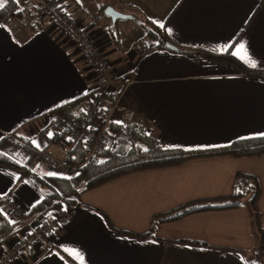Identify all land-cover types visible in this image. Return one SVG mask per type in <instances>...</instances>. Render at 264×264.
Wrapping results in <instances>:
<instances>
[{"label": "crops", "instance_id": "0c3cea01", "mask_svg": "<svg viewBox=\"0 0 264 264\" xmlns=\"http://www.w3.org/2000/svg\"><path fill=\"white\" fill-rule=\"evenodd\" d=\"M14 1L35 7L34 0ZM110 1L115 10L131 18L111 22L96 4L93 15L82 7L85 0L65 3L71 18L96 39L116 76L108 93L118 95L111 100L116 104L108 113L111 123H121V112L131 111L133 122L150 128L146 134L160 148L182 151L218 149L235 140L262 137L264 0ZM144 20L156 26L176 50L159 48L145 37L140 26ZM39 22L40 29L28 36L11 23H0V142L8 137L23 145L45 147L50 153L49 127L34 137L25 128L36 122L41 125L55 108L84 98V104L80 100L62 108L80 118L94 78L86 60L65 37L48 22ZM137 42L154 48L139 55L133 50ZM241 43L257 62L255 68L241 58L243 50L232 54ZM227 45L231 47L224 50ZM184 50L229 53L251 74ZM110 102L106 101L107 110ZM10 143L4 142L2 148ZM30 154L19 155L20 162ZM33 168L36 174L49 172L46 165ZM240 175L257 181L256 223L246 201L247 189L238 207L197 211L154 224L159 214L242 193ZM53 180L51 184L60 183ZM48 188L52 189H37L13 168L0 165V198L15 200L29 212L28 218L40 214L31 210ZM62 213L71 217L67 226L53 230L41 246L24 250L6 264H249L260 239L264 247V154L191 157L174 165L131 171L79 192L69 206L52 208L41 217L52 221ZM15 236L12 226L0 244V255Z\"/></svg>", "mask_w": 264, "mask_h": 264}, {"label": "trees", "instance_id": "16d2710c", "mask_svg": "<svg viewBox=\"0 0 264 264\" xmlns=\"http://www.w3.org/2000/svg\"><path fill=\"white\" fill-rule=\"evenodd\" d=\"M95 1L97 2V8L100 12H102L103 8L107 5L114 6L113 2L110 0ZM54 2L61 8H66L67 6L65 0H55ZM69 16V14L66 15V17ZM39 20L40 18L36 12V5L35 7L31 4H23L20 6L14 0H7L4 7L0 8V23H11L15 26L14 29H16L17 32H23L27 36L33 34L37 29H40L41 24ZM140 26L144 31L145 37L156 42L155 44L157 47L167 49L164 46V44L167 43V40L163 38L160 30L156 26L146 20L141 22ZM183 52L195 54L215 62L227 63L240 72L246 73L247 75L251 74V72H249L251 70H247L239 60L229 53L214 54L203 50H184ZM116 96H109V98L113 100ZM80 100L83 101L82 104L85 103L84 98H77V100H74L71 103L55 108L54 112L51 113L60 114L67 120L80 119L82 116L80 118H73L71 113H67L62 110V108L68 107L70 104L77 103ZM108 102L110 101L108 100ZM77 105L79 104H75V106ZM87 105L88 99L86 100L84 107ZM84 107L81 108V112L84 110ZM104 110L106 111V108ZM110 128L113 137L112 144L107 149H104L103 146H101L99 152L97 153L99 158L97 162H89L80 167L79 164L83 161L85 153L80 147H74L71 149L70 164L73 166H79V169L78 173L68 178L53 175H46L44 178L39 177L38 174L32 171L34 167V155L32 154L31 148L32 145H23L8 137L3 138L0 142V152H2L0 154V165L13 168L18 172L19 178L25 179L37 189L43 188V186L46 188L50 186L52 188H48L47 192H42L41 201L31 210V212L44 215V213L48 210L52 208H60L63 204L69 206L73 196L79 192L92 189L104 182L131 171L174 165L191 157L220 154H228L233 157H245L264 154V136L235 140L227 146L218 149L182 151L179 149L160 148L157 142L151 136L146 134V130L149 131L150 128L147 129L146 126L137 124L136 122H131L129 124L112 123ZM17 129L18 128H15L13 134L11 135H14ZM4 142L12 143H10V147L8 148H2V144ZM30 151V156L27 160H24V162H17V160L13 158L15 153H18V156H23L24 154L30 153ZM50 179H57L60 183L53 182L51 184ZM238 184L243 185L245 188L247 187L246 190H249L248 193L250 201L248 204L252 212V221L253 223H256L257 214L253 213V207L258 195L257 181L253 176L240 175ZM243 198V194L234 193L229 198H220L212 202L206 200L194 202L188 207H180L168 212L167 214H159L155 216L154 224L171 221L197 211L238 207L242 204ZM5 219L1 218L0 220V244L7 239L9 231L13 226ZM46 220L48 219L46 218ZM117 233L125 232L117 231ZM188 242L192 243V241ZM249 264H264V247L261 239L255 246V251Z\"/></svg>", "mask_w": 264, "mask_h": 264}, {"label": "built area", "instance_id": "2783aa9c", "mask_svg": "<svg viewBox=\"0 0 264 264\" xmlns=\"http://www.w3.org/2000/svg\"><path fill=\"white\" fill-rule=\"evenodd\" d=\"M34 1L38 17L45 18L54 31L56 30L65 37L69 45L86 60L88 70L94 78L90 95H88V105L84 107L80 119L67 120L57 113L46 116L47 126L51 133L49 143L46 144L52 143L57 149L65 151L64 157L57 159L46 152L45 147L36 144L31 146L34 155L33 166L35 164L46 165L49 169L48 173H56L53 176L68 178L78 173L79 166L97 162L99 160L97 153L101 146L107 149L112 144L113 137L110 128L112 123L108 113L116 107V104L115 101H111L108 93L110 89H113L112 84L116 76L104 60L96 39L71 16L66 17L69 14L67 7L57 6L55 0ZM153 48L154 46L149 43L137 42L133 45V50L139 55H144ZM107 100L111 101L110 105L112 104L110 110H107ZM133 120V112L128 110L121 112V123L129 124ZM74 147H80L85 153L79 166L70 164V151ZM48 173L37 174L44 178ZM0 216L7 217V221L16 228L17 235L13 238L12 245L1 252L0 264H6L26 249L34 250L41 246L42 239L49 238L53 230H59L71 221L68 214L52 221L41 217L43 215L34 217L35 220L33 217L28 218L29 212L9 197L0 198ZM19 231L23 232L22 235H19Z\"/></svg>", "mask_w": 264, "mask_h": 264}, {"label": "rangeland", "instance_id": "374dc122", "mask_svg": "<svg viewBox=\"0 0 264 264\" xmlns=\"http://www.w3.org/2000/svg\"><path fill=\"white\" fill-rule=\"evenodd\" d=\"M96 4V6H97V2L95 1V0H85V5H82V7H84V9L87 11L86 13H88V14H93V15H96V13H95V10H96V8H94L93 7V5H95ZM98 12H100V11H98ZM101 18V17H100ZM100 18H98V20H100ZM41 20V22H45V24H46V20L45 19H40ZM99 22V21H98ZM115 103V102H114ZM46 119V118H45ZM42 122V124L40 125V124H38L37 122L36 123H34V125L32 124V125H30V126H27L25 129L28 131V130H30L31 132H32V134H33V137L34 136H36V133L35 132H40L41 130H42V128L43 129H45L46 128V125L48 124L47 123V120H46V122H44L43 120L41 121ZM33 128V129H32ZM37 129H38V131H37ZM42 132V131H41ZM39 137V139L40 140H43L42 139V136H38ZM47 139V138H46ZM49 145V151H50V153H51V155L53 156V157H56L57 159H62L63 157H64V153H65V151L63 152L62 150H59V149H57L52 143H50V144H48ZM15 160H17V162H19L20 160H19V158H18V153H15L14 154V157H13ZM35 168H33V172H35V170H34ZM38 173L39 174H42V175H44L43 173H45V172H43V171H38ZM43 188H44V190H45V187L43 186ZM48 191V189H46V192ZM246 193H247V190H246V188H243V190H242V193L241 194H243V195H246ZM246 201L249 203V201H250V196L248 197V198H246ZM61 216L62 215H66L65 213H62V214H60ZM60 218V216L59 217H56L55 219H59ZM50 220V219H49ZM54 220V219H53ZM48 239V238H47ZM9 248V247H8ZM7 250V249H6ZM246 256L247 257H249V254H247L246 253Z\"/></svg>", "mask_w": 264, "mask_h": 264}, {"label": "snow or ice", "instance_id": "6c2138e0", "mask_svg": "<svg viewBox=\"0 0 264 264\" xmlns=\"http://www.w3.org/2000/svg\"><path fill=\"white\" fill-rule=\"evenodd\" d=\"M5 3H7V0H0V8H3ZM159 26L161 28L165 27L164 24H162V23ZM167 31L169 32V34H171V29H167ZM228 47H231V45L225 46L224 50H227ZM241 50H243L245 52V56H243L241 58L244 59L249 64L250 67L255 68L257 66V62L255 61V59L248 56L246 46L244 43L239 44L237 51L233 52L232 54L233 55H239ZM49 135H51V133ZM259 135L264 136V133H260ZM48 175H56V173H48ZM237 191H239V189H237ZM81 259H82V257H81Z\"/></svg>", "mask_w": 264, "mask_h": 264}, {"label": "water", "instance_id": "95a60500", "mask_svg": "<svg viewBox=\"0 0 264 264\" xmlns=\"http://www.w3.org/2000/svg\"><path fill=\"white\" fill-rule=\"evenodd\" d=\"M102 14L105 15V16H107L108 18H110V21L111 22H115L118 19L125 20V19L131 18L130 15L121 13V12L115 10L110 5H107L105 8H103ZM164 46L167 49L176 50V46L174 44H172L171 42L165 43Z\"/></svg>", "mask_w": 264, "mask_h": 264}]
</instances>
